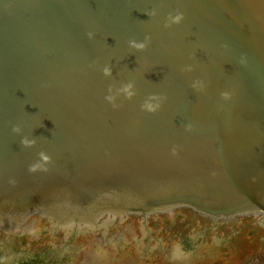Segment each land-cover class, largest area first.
<instances>
[{"label":"water","instance_id":"1","mask_svg":"<svg viewBox=\"0 0 264 264\" xmlns=\"http://www.w3.org/2000/svg\"><path fill=\"white\" fill-rule=\"evenodd\" d=\"M179 206L264 213V0H0V229Z\"/></svg>","mask_w":264,"mask_h":264},{"label":"flooded vegetation","instance_id":"2","mask_svg":"<svg viewBox=\"0 0 264 264\" xmlns=\"http://www.w3.org/2000/svg\"><path fill=\"white\" fill-rule=\"evenodd\" d=\"M0 264H264V213L215 217L179 206L95 224L34 215L0 229Z\"/></svg>","mask_w":264,"mask_h":264},{"label":"clouds","instance_id":"3","mask_svg":"<svg viewBox=\"0 0 264 264\" xmlns=\"http://www.w3.org/2000/svg\"><path fill=\"white\" fill-rule=\"evenodd\" d=\"M150 15H156V12H152ZM184 18V14L182 12H176L175 14L173 13H169L166 18L164 19V23L163 26L165 28H169L174 24H179ZM89 36H91V33H88ZM128 43L130 44V46L138 49V50H144L146 49L149 44L151 43V35L150 34H145L143 41H136V40H129ZM102 72L104 74V76H109L111 74V68L108 66H104L102 69ZM200 82H196L193 86H197ZM109 93L112 92V88L111 86H109L108 89ZM122 93L126 98H131L134 96L135 92L133 90V85L132 83H127V84H123L118 90H117V94ZM221 95L225 98H228L230 93L225 91L222 92ZM115 99V96L113 94H109L105 96V100L108 101L109 103L112 104L113 108L117 107L113 101ZM153 99H155L157 102L155 104L152 103H145L141 105V108L148 111V112H155L157 111L160 107L161 104L163 103L164 97L162 96H157V97H153ZM188 129L191 130L192 129V125H188ZM14 130L18 131V128H15ZM23 144L27 145V146H31L34 141L28 140V139H24L22 141ZM173 151H175V149H173ZM40 156L42 157V159L44 161H48L50 159V157L46 154H44L43 152L40 153ZM38 167H42V165L40 164H33L29 166V170L30 171H35Z\"/></svg>","mask_w":264,"mask_h":264}]
</instances>
